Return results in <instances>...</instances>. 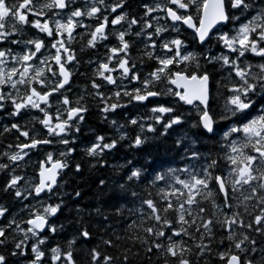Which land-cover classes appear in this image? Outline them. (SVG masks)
Listing matches in <instances>:
<instances>
[{
    "label": "snow or ice",
    "instance_id": "snow-or-ice-1",
    "mask_svg": "<svg viewBox=\"0 0 264 264\" xmlns=\"http://www.w3.org/2000/svg\"><path fill=\"white\" fill-rule=\"evenodd\" d=\"M139 7L142 15L130 11L129 0H113L112 3L84 0L83 4H78L77 0H44L42 3L0 0V111H7L15 118L26 110H39L43 113L39 123L49 136L60 137L59 142L64 145L74 143L67 135L73 130L80 131V123L89 109L84 96L73 102L66 94L71 89L74 75L68 66L76 62V54L70 45L76 30L85 28L90 29L86 46L96 48L98 42L108 40L111 26V35L118 43L108 48V55L98 63L94 77L108 85H117V77L113 74L119 73L121 80L139 82L141 87L133 88L131 92L123 91V96L129 97L130 102L143 103L163 95L174 96L178 98L177 103L182 101L187 105L199 102L195 105L197 118L191 124L199 130L197 139H190L185 133L178 136L173 145L185 162L183 167L149 171L143 165H133L113 182L115 186L108 195L106 206L114 209L116 216H123L124 204L130 203L133 207L127 208L129 218L136 217L126 225L127 239L133 246L140 245L146 264H151L153 255L162 257L163 264H200L201 260L203 264H211L206 257H215L221 264H264V0H154L151 4L142 2ZM192 8L198 13V24L190 14ZM85 18L95 20V26L84 24ZM161 19L171 21V31L177 36L162 38L169 27L161 25ZM229 24L237 26L229 29ZM178 25L193 30L192 38L202 51L188 50L187 43L179 36ZM28 28L44 34L49 43L46 44L43 38L28 37ZM131 36L140 38L145 46L144 54L156 62L143 79L130 55ZM216 47L221 49L219 54L213 51ZM17 48L20 51H16ZM45 48L54 52L41 58L37 54L42 56ZM157 49L163 54H158ZM249 54L261 62H248ZM217 65L227 72L229 81L224 84L228 95L219 117L210 105V82ZM53 78L54 82L49 83ZM96 78L92 79L90 95L103 105L100 111L107 119V114L124 106L119 103L122 93L116 91L113 94L116 102H112L113 97L100 91L103 85ZM165 82L182 91L167 87L156 90L157 84ZM54 95L61 106L57 107L55 118L48 111L52 107L50 98ZM254 111L258 114L253 115ZM151 112L154 123L161 125L160 136L169 135L170 129L185 123L184 115L170 104L158 102ZM220 121L230 123L221 126ZM111 123L116 125L117 121ZM129 123L137 125L138 120L131 119ZM139 127L143 133L145 125ZM12 130L28 141L15 145L19 151L4 153L13 163L28 155L26 149L52 143L47 138L30 136L26 125L12 123L10 127H4V132ZM147 132H157L154 124L147 126ZM218 135L222 140V157L219 153L213 155L211 149L207 154L201 152L200 147H205L204 144L197 147L200 137L213 140ZM127 138V133L121 134L119 139L97 134L83 151L95 161L91 165L93 168L105 167L108 164L106 155L117 148L119 141ZM146 142V136L136 134L129 147L140 149ZM73 151L75 149L68 148L60 155L68 157ZM221 159L228 168L227 174L220 171ZM47 163L51 167L40 163L38 183L24 188L20 186L24 177L14 174L13 169V174L5 179L2 191L13 193L18 200L37 198L42 194L51 199L61 187V171L69 164L66 160H53L51 153L47 155ZM128 164L132 162L128 161ZM8 168L9 164L0 163V171ZM81 169V164L76 163L75 172L79 173ZM99 184L104 186L106 181L100 179ZM141 185L145 186L144 194L137 190ZM149 189H155V195ZM80 195L79 191L75 192L76 197ZM41 204L42 210L30 211L28 219L18 221L13 217L5 226H0V264H11L12 257H23L26 264H45L46 257L47 264H77L73 252V245L77 243L75 237L67 242V249L59 244L45 248L49 240L45 231L55 235L63 229V225L50 223V218L61 211L63 200L54 204L41 201ZM95 212L104 221L109 220V215L99 207ZM8 213V207L0 205V218ZM254 234L261 240L254 238ZM92 235L82 224L78 230L79 238L91 240ZM113 235L115 239L102 238L104 250L99 245L89 250V264H132L130 256L141 255L132 248H124L119 255L109 253L107 249L118 248L117 241L123 239Z\"/></svg>",
    "mask_w": 264,
    "mask_h": 264
},
{
    "label": "trees",
    "instance_id": "trees-1",
    "mask_svg": "<svg viewBox=\"0 0 264 264\" xmlns=\"http://www.w3.org/2000/svg\"><path fill=\"white\" fill-rule=\"evenodd\" d=\"M153 1L154 0H129L131 4L130 11L133 14H139L141 9L139 5L142 2L151 4ZM77 3L83 4L84 0H77ZM193 16L196 18V22L198 23V13L195 12ZM83 21H86L83 22L86 25L96 23L95 20L90 21V19L87 18ZM160 24L162 25V23ZM235 26L237 25L229 24L228 28L231 29ZM79 30L80 28L76 30L74 37L80 38V41L88 39V30L90 29H84L81 32H79ZM136 30L139 29L137 28ZM108 31H110V33L109 38L106 41V45L97 46L93 49L85 47L86 52H82L80 50L75 51V38L70 45L76 54V61L84 63L85 77L83 81H79L77 78H72L71 89L66 92V94L73 102L78 97L84 96L85 103L89 109L85 114V120L80 123V131L75 132L73 130L67 135V138L70 141H74V143L64 145L59 142L60 137L49 136L47 134V130L39 123V119H43V113L35 111L34 109L26 110L21 116L15 117L14 123H19L22 126L26 125V130H29L30 136L47 138L50 139L52 143L40 145L36 149L26 150L28 155L25 156L23 160L13 163L9 161L6 156H4V153L8 152L11 154L19 151V149L15 148V145L17 143L28 141H26L24 137L19 136V133L16 132V130L4 132L5 126L0 124V163L6 161L5 164H9V168L7 170L0 171V205L6 206L9 209V213L6 217L0 218V226H5L7 221L13 217H15L18 221L28 219L30 211L42 210L41 201L54 204L60 202L62 199L63 207L55 217L50 218V223L56 224L57 226L63 225V229L58 230L55 235L47 231L45 232L44 235L49 237L48 244L45 248L55 247L59 244L62 248L67 249V242L75 237L77 239V243L73 245V252L77 264H89V250L97 245L100 246L101 250H104L105 246L102 243V238L107 239L112 237L115 239L113 235V233H115L120 235L123 239L117 241V244L119 245L118 248H108L107 251L111 254L119 255L124 248H132L133 252L139 251L141 253L139 257L130 256L132 264H146L145 257L143 256V249L138 243L133 246V242L127 239L128 233L125 232L126 225L131 223V219L136 218L131 217L130 219L129 214L127 213V208L133 207V205L130 203L124 204L125 214L123 216H116L114 209L107 207L105 202L107 201L112 188L115 186L113 182L118 178V176L123 175L127 169L133 165L136 167L143 165L149 171H151L152 168H156L157 171H161L166 170L168 167H183L185 162L181 160L173 145L176 138L184 135L185 133H187L190 139H197L199 130L191 127V124L195 122L197 118V110L195 106L192 108H185L182 104L177 103L176 98L171 95L155 97L142 104L135 103L134 101L130 102L129 97L123 96V91L127 90L131 92L133 88L141 87L139 82L129 81L126 79L121 80L119 79V73H114L117 77V85H108L106 82L100 81L98 78L94 77L98 63L103 62L107 57L106 49L108 47L116 46L118 43L115 37L111 35L113 29L109 28ZM165 33L162 38L171 39L177 36V33L171 32L170 29ZM188 34L189 35L187 36V34L181 33L180 38L183 39L184 36L189 38L191 48L190 51H202V49L198 48L193 40L192 34L189 32ZM129 39L133 41V47L130 50L131 58L136 63L137 70L139 71L141 79H143L150 71L153 70L156 62L155 60L148 59V57L144 54L145 46L141 43L140 38L131 36ZM156 51L158 54H163L160 53L159 49ZM213 51L215 54H219L221 49L216 47ZM247 61L253 64L261 62L258 57H253L251 54L248 55ZM181 67H183V65H181ZM208 67L211 69V66ZM94 78L97 79V82L103 85L100 91L106 96L113 97L112 102H116V98L113 96L116 91H121L122 93L119 98V103L124 106L117 108L115 112L107 114V119L104 118L105 114L100 111L103 105L97 98L90 95V93L93 92L91 82ZM227 83H229L227 79V72L221 70L219 65H217L216 69L213 71L212 80L210 82V89L212 93L210 105L212 112L217 117H219L224 110L226 97L228 95L224 84ZM165 87L170 88L169 84L166 82L157 84L156 90L164 89ZM21 91L23 92L24 89L21 88ZM158 102L172 105L178 112L182 113L185 118V123L181 126H174L173 129L169 130V135L167 136L159 135L161 125L154 123V114L151 112V108L157 106ZM51 104L52 107L49 108L48 111L55 118V111H57L56 106H61L52 101ZM0 112L1 116L3 111ZM256 114L258 113L254 111L253 115ZM131 119H137L138 124L131 125L129 123ZM112 120L117 121V124L113 125L111 123ZM229 123L230 121H220L221 126ZM140 124L145 125L143 133H141V129L139 127ZM150 124H154L157 132H147V126ZM121 125H123V127H120ZM224 130L226 131L227 128H224ZM124 133H127L128 138L119 141L117 148L110 154L106 155L105 159L108 161V164L105 167L97 166L93 168L91 165L95 163V161L90 157H87L83 150L90 144L91 141H93L95 135L100 134L109 139H119L120 135ZM136 134H141L147 137V142L140 149L129 147V142ZM221 143L222 140L219 135L213 140H208L207 137H200L197 140V147L204 144L205 147H200L201 152L207 154L208 150L211 149L213 155L219 153L222 157L223 152L220 149ZM10 144L13 145L12 148L8 147ZM57 147H59V156L53 157V160H66L69 167L61 171L59 176V184L61 187L58 189L57 193L52 195L51 199H49L47 194H42L41 197H30L28 200H18L14 197L13 193H4L2 191L3 183L7 177H10V175L13 174V169L15 170L14 174L24 177V179L20 182V186L22 188L28 187L29 184L37 183V171L39 164L44 161L45 154L48 150H54ZM68 148H73L75 151H73L68 157H61L60 153L66 152ZM54 153L55 155H58L56 151ZM128 161H131L132 164L129 165ZM76 163H80L82 166L79 173L75 172ZM122 165L125 167L121 168ZM220 171L225 174H227L228 171V168L225 166L222 159L220 161ZM100 179H104L106 181V185L101 186L99 184ZM160 186L163 187L164 185L161 184ZM144 187V185H141L137 188V190L144 194ZM149 190L155 195V189ZM76 191L81 193L79 197L75 196ZM26 205L29 207H25ZM97 207H99L102 212L109 215L108 221H104L102 216H98L96 214L95 209ZM77 209H81L82 211L78 213L76 211ZM82 224L88 227L89 231L92 232L93 235L91 240H83L79 238L78 230L81 228ZM108 225H111V227H108ZM105 229L107 230L105 231ZM254 238L258 241L261 240V238L259 236H255V234ZM217 239H219V237H217ZM9 240H11V236L9 237ZM9 247H11V243H9ZM213 248H216L215 244L213 245ZM257 258H259V254L257 255ZM193 259L195 261L196 258L193 257ZM206 259H210L211 264H221V262L215 259V257H206ZM10 261L11 264H26V259L23 257H12L10 258ZM45 264H47V257ZM151 264H163V258H157L156 255H153ZM200 264H203V260H201Z\"/></svg>",
    "mask_w": 264,
    "mask_h": 264
},
{
    "label": "flooded vegetation",
    "instance_id": "flooded-vegetation-1",
    "mask_svg": "<svg viewBox=\"0 0 264 264\" xmlns=\"http://www.w3.org/2000/svg\"><path fill=\"white\" fill-rule=\"evenodd\" d=\"M8 2L9 3H13L14 2V0H8ZM37 2L38 3H42V2H44V0H37ZM108 2L109 3H112L113 2V0H108ZM193 13V8L190 10V14H192ZM160 14H163V13H160ZM49 15H51V13L49 14ZM139 15H142V9H140V14ZM154 15H156V14H154ZM111 18V17H110ZM30 19H32V17H30ZM91 21V20H90ZM162 22H165L164 20H161ZM96 24V23H95ZM95 24H92V26H95ZM179 27H180V33H179V36L181 37V33H185V34H187V36L189 35L188 34V31L186 30V29H184L181 25H178ZM109 28H112L111 26H109ZM27 35H28V37H33V38H43V39H45V43L46 44H48L49 43V41H48V38L46 37V36H44V34H41V33H38V31L37 30H35V29H31V28H28L27 29ZM183 39L185 40V42L187 43V45H188V50L190 51V42H189V38H186L185 36L183 37ZM102 44H104V45H106V41H103V42H99L98 44H97V46H100V45H102ZM85 45H86V42H85V40H83V41H80V38H79V40H78V43H76L75 44V47H74V49H75V51H79V50H82L84 47H85ZM108 48H110V47H108ZM108 48L106 49L107 50V55H108ZM93 49V48H92ZM16 51H20V49L19 48H17V49H15ZM51 52H54V50H50L49 48H45V49H42V53H43V55L41 56V54H37L38 56H40L41 58H44V57H46V56H49L50 54H51ZM80 53V52H79ZM35 63L38 65L39 64V61L37 60V61H35ZM50 63H53V62H51L50 61ZM53 67H55V65H54V63H53ZM71 70H73V72H74V75H73V79H78L79 81H83L84 80V77H85V67H84V63H80V62H74L72 65H69L68 66ZM52 82H54V78L53 79H51L50 81H49V83H52Z\"/></svg>",
    "mask_w": 264,
    "mask_h": 264
},
{
    "label": "bare ground",
    "instance_id": "bare-ground-1",
    "mask_svg": "<svg viewBox=\"0 0 264 264\" xmlns=\"http://www.w3.org/2000/svg\"><path fill=\"white\" fill-rule=\"evenodd\" d=\"M140 14V13H139ZM139 14H137V15H139ZM159 15H161V16H163V14H159ZM86 19V18H85ZM161 20H164V19H161ZM165 21V20H164ZM83 22H86V21H83ZM166 22V24H168L169 25V23H168V21H165ZM85 24V23H84ZM91 26H92V24H90ZM118 27V26H117ZM85 28H80V30H79V32H81L82 30H84ZM86 30H88V29H86ZM89 31V30H88ZM109 33H110V31H109ZM89 38V37H88ZM78 40H79V38H75V40H74V43L76 44V43H78ZM87 41V39L85 40V42ZM100 42H103V41H100ZM99 43V42H98ZM102 45H104V44H102ZM102 45H100V46H102ZM85 47H87L86 45H85ZM85 47L82 49V50H80V51H82V52H86V49H85ZM114 76H116V74H114ZM50 100L52 101V102H55V103H57V97H56V95H54L53 97H51L50 98ZM149 100H152V98H149ZM135 103H139V102H136V101H134ZM146 102V101H145ZM145 102H143V103H145ZM142 104V103H141ZM42 107H43V105H42ZM56 108H57V106H56ZM35 111H38V112H40L39 110H36V109H34ZM1 113V112H0ZM55 113H56V111H55ZM14 119L15 118H13V117H11V116H9L8 115V112L7 111H3V113H2V115L0 116V124H2L3 126H10L12 123H14ZM57 152V154L58 155H55V153L54 152ZM50 152H53L54 153V156L53 157H55V156H59V147H57L56 149H54V150H48L47 152H46V154H45V156L48 154V153H50ZM6 161H3V162H1V163H5ZM42 162H44V163H46L47 162V159H46V157H45V159H44V161H42ZM39 166H40V164H39ZM39 171H40V167L38 168V171H37V178H38V173H39ZM37 183H38V181H37Z\"/></svg>",
    "mask_w": 264,
    "mask_h": 264
},
{
    "label": "water",
    "instance_id": "water-1",
    "mask_svg": "<svg viewBox=\"0 0 264 264\" xmlns=\"http://www.w3.org/2000/svg\"><path fill=\"white\" fill-rule=\"evenodd\" d=\"M185 28L187 29L186 26H185ZM188 30H190V31L193 32L192 29H188ZM170 86H171L172 89L175 90V91H182V89L178 88L176 85H172V84H170ZM177 99H178V98H177ZM181 103H183V102L181 101ZM198 103H199L198 101H194L193 105L198 104ZM183 104H184V103H183ZM193 105H187V104H184V106H185L186 108H191ZM45 166H46V167H51V164H50L49 166H47V165L45 164ZM38 180H39V173H38ZM45 232H46V231H45Z\"/></svg>",
    "mask_w": 264,
    "mask_h": 264
},
{
    "label": "rangeland",
    "instance_id": "rangeland-1",
    "mask_svg": "<svg viewBox=\"0 0 264 264\" xmlns=\"http://www.w3.org/2000/svg\"><path fill=\"white\" fill-rule=\"evenodd\" d=\"M193 13H194V12H193ZM50 153L52 154V156H54V153H53V152H50ZM48 154H49V153H48ZM48 154H47V155H48ZM47 155L45 156V157H46V159H47Z\"/></svg>",
    "mask_w": 264,
    "mask_h": 264
}]
</instances>
